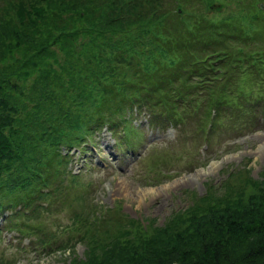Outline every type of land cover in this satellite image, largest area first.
I'll list each match as a JSON object with an SVG mask.
<instances>
[{"label":"trees","instance_id":"trees-1","mask_svg":"<svg viewBox=\"0 0 264 264\" xmlns=\"http://www.w3.org/2000/svg\"><path fill=\"white\" fill-rule=\"evenodd\" d=\"M262 1L239 0L236 10L218 16L209 15L213 0H2L5 230L22 228L34 252L78 242L82 264H264V182L245 169L229 172L217 190L195 197L162 227L142 228L116 212L97 227L95 210L75 206L93 187L83 179L92 172L86 166L72 175L59 152L103 126L132 132L125 120L131 108L146 111L151 124L178 125L198 114L190 127L204 128L242 114L237 122L245 132L264 125ZM63 191L73 197L72 223L59 228L67 238L58 244L41 218L65 204ZM4 249L0 264H11Z\"/></svg>","mask_w":264,"mask_h":264},{"label":"rangeland","instance_id":"rangeland-1","mask_svg":"<svg viewBox=\"0 0 264 264\" xmlns=\"http://www.w3.org/2000/svg\"><path fill=\"white\" fill-rule=\"evenodd\" d=\"M213 1L218 3H209V15L230 13L236 10L235 4H239V0ZM2 4L0 0V7ZM196 7V11H201ZM238 110L242 112L241 107ZM197 115L186 117L178 125L159 120L154 124L149 121L146 125L148 116H140L139 127L130 124L131 129H136L134 131L139 134L138 142H134V135L129 130L120 138L117 134L114 137L101 131L92 141L86 140L84 145L77 146L75 150L79 153L68 155L70 171H82L83 167H79L85 160L84 165L88 164L92 174H86L84 183L90 180L93 187L86 190L88 196L82 200L83 206H75L87 213L95 210L98 213L97 227L107 224L110 214L116 212L142 228H158L173 214L188 208L195 197L203 196L208 189L217 190L229 172L245 169L243 171L249 173L252 181L264 182V125L257 124L251 132H245L244 123L237 122L245 115L242 118V114H227L214 126L206 123L204 128L196 127V124L191 128L202 117ZM251 119L249 117L246 122ZM257 122L261 123L260 120ZM169 129L171 131L167 132ZM60 150L61 154L67 151ZM63 193L67 195L65 204L41 218L44 231L54 237L51 242L57 241L58 244L67 238V234L59 233V228L72 223L68 204L73 197L67 191ZM3 219L4 216L0 215V246L5 247L3 253L11 259V264L85 262L84 245L78 242L51 252L27 249L33 247L31 237L26 236L22 228L19 231L9 229L8 232L3 228ZM98 221L102 224L97 225ZM23 240L29 241L28 247L21 244Z\"/></svg>","mask_w":264,"mask_h":264},{"label":"water","instance_id":"water-1","mask_svg":"<svg viewBox=\"0 0 264 264\" xmlns=\"http://www.w3.org/2000/svg\"><path fill=\"white\" fill-rule=\"evenodd\" d=\"M259 8H260V9H264V6L260 4V5H259Z\"/></svg>","mask_w":264,"mask_h":264},{"label":"bare ground","instance_id":"bare-ground-1","mask_svg":"<svg viewBox=\"0 0 264 264\" xmlns=\"http://www.w3.org/2000/svg\"><path fill=\"white\" fill-rule=\"evenodd\" d=\"M211 168H213V166Z\"/></svg>","mask_w":264,"mask_h":264}]
</instances>
